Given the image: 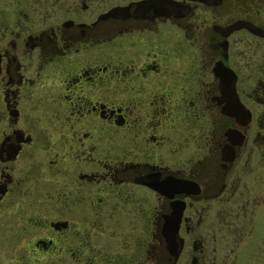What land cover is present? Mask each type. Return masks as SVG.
<instances>
[{
    "label": "flooded vegetation",
    "instance_id": "obj_1",
    "mask_svg": "<svg viewBox=\"0 0 264 264\" xmlns=\"http://www.w3.org/2000/svg\"><path fill=\"white\" fill-rule=\"evenodd\" d=\"M0 264H264V0H0Z\"/></svg>",
    "mask_w": 264,
    "mask_h": 264
}]
</instances>
